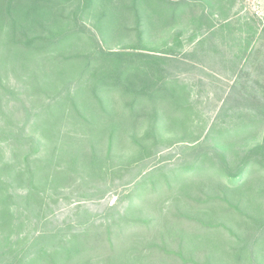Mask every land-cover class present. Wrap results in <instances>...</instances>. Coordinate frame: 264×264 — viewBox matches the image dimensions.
<instances>
[{
    "label": "rangeland",
    "instance_id": "rangeland-1",
    "mask_svg": "<svg viewBox=\"0 0 264 264\" xmlns=\"http://www.w3.org/2000/svg\"><path fill=\"white\" fill-rule=\"evenodd\" d=\"M182 1L184 0H51L49 4L39 8L37 13L32 9L27 12L22 8L8 14L9 17L1 5L4 15H0V18L4 21L0 26V81L22 93L30 91L32 87L51 83L54 86L57 83L59 90L68 86L73 92L84 66V62L73 66L70 64L69 75H64L67 82L62 86V83L55 82L60 76L52 79L53 63H49L50 59L48 63L43 60L46 58L45 52L26 57L19 49H10L12 31L9 25L15 23V14L21 15L18 23L26 30L34 22L42 24V29L45 30L41 34L38 29L39 36L49 37L46 31L60 35L56 39L62 44L52 53L55 57L59 54L68 57H96L100 51L130 52L129 48L133 45L124 39L122 32L125 28H134L136 20H139L141 31L145 32L140 51L148 55L165 53L168 60L178 59L179 62L170 66L173 68L170 72L173 77L178 78V85L186 87L184 90L188 92L190 99L198 103L193 116L197 118L201 114V118L192 125L199 126L191 129L193 132L184 137L185 141L199 135L201 129L207 130L212 123L227 125L230 115L235 111H242L264 98V34L261 33L264 26V0H194L199 6L193 15L188 13L182 19L171 21V13L166 10L169 5H178ZM212 31L215 33L202 43L203 37ZM63 35L66 39H63ZM23 64H28L26 69L20 67ZM46 95L37 97V104H28L31 127L18 135V140L25 144L34 136V140L41 143L40 149L51 151V147H55L57 151L51 166L55 172L65 170L67 173L61 175L53 188L48 189L45 195L47 206H43L42 210L44 219L25 222L22 229H15L10 242L24 236L31 240L38 234L58 230L71 236L85 222H144L149 217L162 214L164 221H161L162 226L159 224V230L167 236V252L155 249L153 264H183L182 260L189 261V264H234V254L241 257L237 264H264L262 245L255 253L245 251L259 242L261 235L264 236V218L260 217L263 228L259 232L258 229L248 228L243 224L234 210L227 213L232 207L253 216L251 210L259 207L254 191L264 190V184L257 185L251 191L245 185L236 192L228 193L230 200L224 204L203 205L206 199L203 194H211L213 191L209 182H202L201 186L198 179L173 187L170 196L160 194L148 199L145 191L143 199L139 200L141 188L129 197L128 191L148 172L159 169L165 174L181 162L183 157L177 154L178 146H173L172 143L179 141L178 131L164 133L163 139L171 141L161 147L160 154L145 160L136 169L132 150L120 144L116 151L107 156L106 142L100 139V135L90 136L88 131L81 128V124L75 122L78 117L70 106L64 109L67 110L64 111L67 116L56 117V109L52 106L55 105L52 100L54 95L52 92ZM48 104L53 111H49L51 117L45 111ZM14 138L10 137L8 140L14 141ZM8 140L1 141V146L6 147ZM92 147H97L96 151L93 152ZM5 156L8 160L12 157V151L10 153L8 149ZM89 157H94L98 167L100 157L107 159L111 171L103 176L100 175V169L99 173H92L89 164L82 162ZM74 158L77 159V164L72 162ZM16 192L20 194L23 191ZM217 195L221 197L220 193ZM19 207L22 208L21 204ZM175 208L182 213V222L167 215L169 211L174 212ZM20 212L17 209L15 214ZM255 215L258 217V214ZM151 231L153 233L157 230L152 227ZM134 233L143 235L141 231ZM177 240L182 242L178 247L173 246L172 243ZM7 243L0 241V247L3 245L6 249ZM242 248H245V252L240 255L238 253ZM138 251L143 256L140 264H146L148 255L145 257L143 249ZM171 253H175L176 257L168 255Z\"/></svg>",
    "mask_w": 264,
    "mask_h": 264
},
{
    "label": "trees",
    "instance_id": "trees-1",
    "mask_svg": "<svg viewBox=\"0 0 264 264\" xmlns=\"http://www.w3.org/2000/svg\"><path fill=\"white\" fill-rule=\"evenodd\" d=\"M50 2L51 0H0V6L5 8L9 17L8 14L18 12L22 8L27 12L32 9L37 13L39 8ZM198 4L194 0H184L178 5H169L166 11L171 13L170 20L175 21L188 13L193 15ZM2 9L0 8V15H4ZM14 16L15 23L9 25L12 31L10 49L17 48L26 57L45 52L46 58L43 60L48 63L50 59L49 63H53L52 79L60 76L55 82L64 86L67 82L64 75L69 73L70 64L73 66L84 62V66L77 77V86L73 87V92L68 86L59 90L57 83V87L51 83L32 87L30 91L22 93L9 84L3 85L0 81V137H3L0 138V234L3 237L0 241L8 242L6 249L3 245L0 247V264H140L143 256L138 249H143L145 257L148 255L146 264H153L155 249L167 252V236L159 230V224L164 221L162 214L149 217L144 222H85L71 236L58 230L38 234L31 240L24 236L10 242L15 229H22L25 222L44 219L42 210L43 206H47L45 195L48 189L53 188L54 183L61 179V175L67 173L65 170L56 173L51 166L57 151L55 147H51V151L40 149L41 143L34 140V136L25 144L18 140V135L24 133L27 127H31L28 104H37L35 101L42 94L53 93L52 100L55 105L52 106L56 109V117L67 116L64 112L67 110L64 109L69 106L71 110H75L78 117L75 122L81 124V128L88 131L90 136L100 135V139L106 142L107 156L116 151L120 144L132 150L136 169L145 160L160 154L161 147L171 141L163 139L164 133L178 131L180 139L172 143L173 146H178L177 154L183 157L181 162L165 174L159 169L148 172L128 191L129 197L141 188L139 200L143 199L145 191L148 199L160 194L170 196L173 187L198 179L201 186L202 182H209L213 191L211 194H203L206 198L203 205L224 204L230 200L228 193L236 192L245 185L249 186L251 191L257 185L264 184V98L242 111H235L230 115L229 124L219 126L212 123L207 130L201 129L199 135L185 141L184 137L192 134L191 129H197L199 126L192 125L201 118V114H198L197 118L193 116L198 103L190 99L188 92L184 90L186 87L178 85V78L173 77L170 72V66L175 65L176 61L179 62L178 59L168 60L165 53L148 55L140 51L145 32L141 31L139 20H136L134 28H125L122 32L124 39L133 45L129 48L130 52L100 51L96 57H68L62 54L55 57L52 53L62 44L56 39L60 35L46 31L49 37L39 36L38 29L41 34L45 31L42 24L30 23V29L26 30L18 23L21 15ZM3 21L4 19L0 18V26ZM214 33L212 31L203 37L202 43L208 41ZM261 33L264 34V26ZM63 39H66L65 35ZM28 64L20 67L26 69ZM45 111H48L51 117L50 104ZM10 137H15L14 141L8 140ZM7 140V146H1V141ZM63 142L66 143L65 139ZM96 148L92 147L93 152ZM8 149L10 153L12 151L9 161L5 156ZM43 152L46 153L39 156ZM89 158H84L82 162L89 164L92 173H99L100 169V175L103 176L111 171L107 159L100 157L98 167L94 157ZM72 162L77 164L78 161L74 158ZM18 190L23 192L18 194ZM217 193H220L221 197ZM253 195L259 206L256 210H251L253 216L232 207L227 213L234 210L243 224L260 232L263 228L260 217L264 218V210L261 209H264V190L254 191ZM20 204L22 208L19 207ZM17 209L21 210L18 215L15 214ZM174 212L169 211L167 215L177 222H182V213L177 208ZM255 214H258V217ZM152 227L157 231L152 233ZM134 231H141L143 235H135ZM181 242L182 240H177L172 245L178 247ZM9 243L11 244L8 245ZM261 245L264 250L262 235L259 242L245 251L255 253ZM245 248L238 254L245 252ZM168 255L176 257L175 253ZM233 258L234 264H237L241 257L234 254ZM182 262L189 264V261Z\"/></svg>",
    "mask_w": 264,
    "mask_h": 264
}]
</instances>
